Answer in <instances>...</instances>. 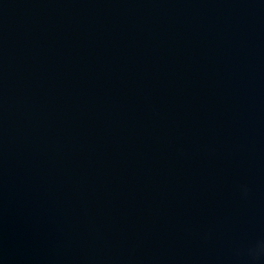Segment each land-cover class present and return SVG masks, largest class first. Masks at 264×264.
<instances>
[{
	"label": "water",
	"instance_id": "water-1",
	"mask_svg": "<svg viewBox=\"0 0 264 264\" xmlns=\"http://www.w3.org/2000/svg\"><path fill=\"white\" fill-rule=\"evenodd\" d=\"M0 264H264V0H0Z\"/></svg>",
	"mask_w": 264,
	"mask_h": 264
}]
</instances>
